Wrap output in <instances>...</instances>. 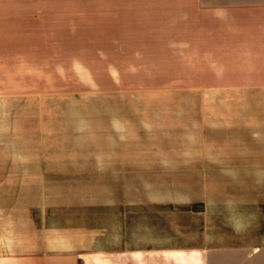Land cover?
<instances>
[{"label":"rangeland","instance_id":"374dc122","mask_svg":"<svg viewBox=\"0 0 264 264\" xmlns=\"http://www.w3.org/2000/svg\"><path fill=\"white\" fill-rule=\"evenodd\" d=\"M1 5L0 264H264V0Z\"/></svg>","mask_w":264,"mask_h":264},{"label":"crops","instance_id":"0c3cea01","mask_svg":"<svg viewBox=\"0 0 264 264\" xmlns=\"http://www.w3.org/2000/svg\"><path fill=\"white\" fill-rule=\"evenodd\" d=\"M1 0H0V9H1ZM257 158H261L264 159V156H258ZM264 164V162H263ZM264 197V194H263ZM242 227V226H241ZM263 227H264V222H263ZM240 228V227H239ZM243 228V227H242ZM240 228V231L241 229ZM248 230L249 232H251V226L250 223H248ZM237 238H235L236 240ZM236 241H241L240 240H236ZM237 245L236 250L243 252V257L245 258L243 263L246 260H250L251 257L254 252L258 249V244L256 243V240L254 238V240L249 241L248 243H240ZM223 247V248H221ZM202 248H205V251L208 253V255H206L205 257H212V258H216L214 263L217 262L218 264H222V259H221V250L225 249L226 250V245H224V241H222L220 239V237L215 238L214 240H210L206 242V245ZM216 253H218L217 255H215ZM77 257L73 254H62V255H46V256H39V255H31V257H24V259L22 261H20V264H78L76 263V259ZM249 258V259H248Z\"/></svg>","mask_w":264,"mask_h":264}]
</instances>
